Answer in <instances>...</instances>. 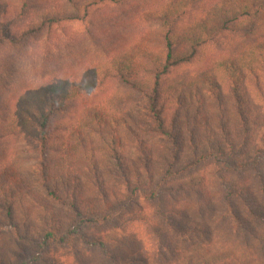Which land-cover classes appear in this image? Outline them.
Masks as SVG:
<instances>
[{
	"label": "rangeland",
	"instance_id": "rangeland-1",
	"mask_svg": "<svg viewBox=\"0 0 264 264\" xmlns=\"http://www.w3.org/2000/svg\"><path fill=\"white\" fill-rule=\"evenodd\" d=\"M162 2L140 0L129 7L101 4L89 10L83 7L78 13L67 0H0V94L9 93L12 100L18 96L27 99V89L47 78L72 71L84 75L93 84L86 100L127 122L118 130L120 152L126 162L141 170V179L133 177L129 186L122 171L115 168L108 142L99 132L88 130L83 132V142L72 137L67 152L49 154L34 138L32 115H38L37 111L31 105L19 107L23 131L14 136L0 133V264H113L115 258L120 264H187L230 252L239 260L232 264H264L260 245L253 239H248V247L245 244V236L251 237L252 231L264 235V99L257 100L252 118L244 125L229 88L224 86L229 102L227 129L231 132L226 134L221 132L216 100L206 95L209 121L202 126H211L213 132L207 129L196 149L189 141L190 131L183 127L181 137L173 135L177 143L162 133L158 117L150 109L152 102L143 93L119 79L88 75L90 66L127 41L142 36L151 41L159 29L151 11ZM59 4L64 13H78V19L46 21L43 14L56 12L53 7ZM198 5L210 8L206 3ZM31 24L41 29L32 36L25 33L19 42L7 38L9 31L22 37ZM230 37L237 40V50L231 52L251 42L244 33ZM202 50L211 52L208 60L213 61L225 51L215 49L212 42ZM208 60L193 58L177 65L169 81L206 71L212 67ZM174 111L169 110L168 116ZM68 112L71 115L72 109ZM3 118L0 113V120ZM106 134L110 136L112 131L108 129ZM139 143L150 151L149 158L144 159ZM59 159L63 162H56ZM49 160L70 168L65 169L66 175L75 180L72 190H76L81 208L92 211L102 207L109 214L108 221L95 227L84 224L82 230L88 237H110L106 246L109 255L83 235L67 244L39 247L48 230L45 218L49 212L65 224L78 218L71 205L49 193L45 167ZM54 174L60 172L55 169ZM61 183L60 189L66 191ZM103 190L108 194V210ZM195 222L206 226L204 232L195 229ZM33 256L39 259L26 262Z\"/></svg>",
	"mask_w": 264,
	"mask_h": 264
},
{
	"label": "trees",
	"instance_id": "trees-1",
	"mask_svg": "<svg viewBox=\"0 0 264 264\" xmlns=\"http://www.w3.org/2000/svg\"><path fill=\"white\" fill-rule=\"evenodd\" d=\"M67 1L79 13L83 7L86 10L101 4H122L129 7L140 0ZM152 1L157 2V0ZM204 3L210 6L208 10L199 8L198 4ZM53 9L56 12L48 11L43 14L45 20L57 22L78 19V13H64L60 4L55 5ZM62 13L65 17L58 18L57 15ZM150 16L159 22V29L151 41L145 36L127 41L121 47L106 53L103 61L90 66L88 75L97 76L101 80L119 79L150 98L152 102L150 109L158 117L162 133L171 137L174 143L178 141L173 135L177 133L178 137H181L184 128L190 131L189 141L194 145V148L198 149L202 142V134L207 129L213 132L211 126H202L203 122L209 121L205 108L206 95H210L216 100L215 108L219 115L221 132L231 133L227 129L230 125H228V116L226 115L229 112V102L225 97L224 86L229 88L238 119L244 125L247 124L252 118L251 113L253 114L254 109L256 110L257 100L264 99V0H164L159 6L152 9ZM27 28L28 30L23 32L22 37L9 31L7 38L13 42H19L26 34L32 36L38 29H41L37 24H31ZM239 33H244L251 42L243 45L244 48L242 47L240 51L231 52L230 49H236L237 42L235 41L237 40L230 36ZM209 42L215 45V49L225 50L215 61L213 58L208 60L211 52L202 50L203 46ZM193 58L208 60L209 63L212 62V67L196 75H189L183 80L169 81L170 73L177 65ZM47 79L41 85L27 89V99L18 96L12 100L9 93L2 92L0 94L2 96L0 113L4 116L0 120V133L14 136L22 132L24 126L19 107L31 105L38 113V115L34 113L35 116L31 114L36 127L34 138L43 144L49 154L67 152L73 139L83 142L85 130L99 132L113 150L116 161L115 168L122 171L120 172L126 183L131 186L133 177L141 179V170L136 165L126 162L120 152L122 141L118 136V130L124 122H127H123L118 114L104 111L102 107L86 100L92 90V82L87 80L84 75H77L74 71L61 73ZM70 108L72 109L71 115L68 112ZM172 109L175 111L172 117H169L168 111ZM65 112L63 118L58 117ZM73 114L75 115L73 120L67 121L66 119L72 117ZM258 116L259 114L256 113L255 117ZM108 129L112 131L110 136L106 134ZM183 137H186L185 132ZM136 138L139 141V136ZM225 141L233 145L231 140ZM139 144L144 159L149 158L150 151L142 143ZM89 160L91 165L96 168L95 160L93 158ZM56 162L63 161L59 159ZM45 167L46 185L49 187V193L54 198L71 205L78 218L74 217L65 224L49 212L45 218L48 230L39 247L52 243L67 244L76 236L83 235L92 246L103 249V253L109 255L106 246L108 241L112 240L110 237H88L82 233L84 224L89 223L95 227L108 221L109 214L103 212L102 207L94 208L92 211H85L80 207L77 192L72 190L75 180L66 175L65 169L69 170V167H65L61 163H54L53 160L47 161ZM55 169L60 172L59 175L54 174ZM144 169L149 171L147 165L144 166ZM60 181L65 185L66 191L60 189ZM102 196L104 197V206L108 210L110 203L105 190H103ZM5 202H10V199ZM225 203L228 208L232 209L228 198L225 199ZM8 207L12 208L10 204ZM193 225L200 232H204L206 229L203 223L195 222ZM245 238L247 247L250 245L248 239H253L257 245H260L261 252L264 253V235H258L257 232L252 231L251 237L248 238L246 235ZM38 259L39 256H33L26 262H35ZM197 261H189L187 264H232L231 262L239 260L230 252L210 254ZM113 264H120V262L115 258Z\"/></svg>",
	"mask_w": 264,
	"mask_h": 264
}]
</instances>
